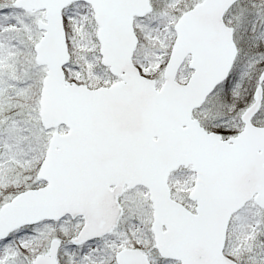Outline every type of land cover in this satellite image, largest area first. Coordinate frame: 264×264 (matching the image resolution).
I'll return each mask as SVG.
<instances>
[{"label":"snow or ice","instance_id":"1","mask_svg":"<svg viewBox=\"0 0 264 264\" xmlns=\"http://www.w3.org/2000/svg\"><path fill=\"white\" fill-rule=\"evenodd\" d=\"M0 264H264V0H0Z\"/></svg>","mask_w":264,"mask_h":264}]
</instances>
